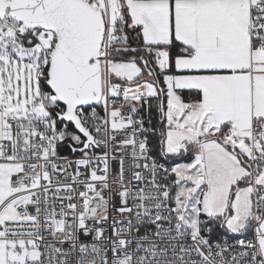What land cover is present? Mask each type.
<instances>
[{
  "label": "snow or ice",
  "instance_id": "obj_1",
  "mask_svg": "<svg viewBox=\"0 0 264 264\" xmlns=\"http://www.w3.org/2000/svg\"><path fill=\"white\" fill-rule=\"evenodd\" d=\"M0 264H264V0H0Z\"/></svg>",
  "mask_w": 264,
  "mask_h": 264
}]
</instances>
